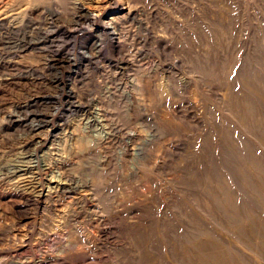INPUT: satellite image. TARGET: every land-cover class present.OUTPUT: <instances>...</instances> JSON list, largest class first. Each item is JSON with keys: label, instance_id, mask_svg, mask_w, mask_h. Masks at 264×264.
Masks as SVG:
<instances>
[{"label": "rangeland", "instance_id": "374dc122", "mask_svg": "<svg viewBox=\"0 0 264 264\" xmlns=\"http://www.w3.org/2000/svg\"><path fill=\"white\" fill-rule=\"evenodd\" d=\"M0 264H264V0H0Z\"/></svg>", "mask_w": 264, "mask_h": 264}]
</instances>
